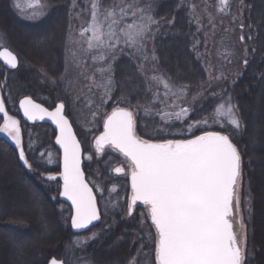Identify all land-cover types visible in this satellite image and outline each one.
Returning <instances> with one entry per match:
<instances>
[{"label":"rangeland","instance_id":"rangeland-1","mask_svg":"<svg viewBox=\"0 0 264 264\" xmlns=\"http://www.w3.org/2000/svg\"><path fill=\"white\" fill-rule=\"evenodd\" d=\"M90 2V9H87ZM52 6L62 8L63 13L66 11V17L64 14L61 16L59 11L51 14ZM13 8L15 13L5 8L3 0H0V50H13L25 68H40L41 86H49L61 93V102L71 114L77 135L85 145L84 150L88 152L85 153V161L92 163L101 160L95 151V141L102 132L106 118L116 109L113 105L109 107L114 88L111 73L115 55L119 50L130 49L136 56L146 53L145 59L155 61L154 45L150 38L153 25L147 11H134L133 14L140 18L133 26L124 27L122 21L115 25L123 11H102L97 0H14ZM195 14L198 15L200 23L206 22V27L201 26L200 31L207 35L209 41L202 61L209 81L215 83L213 86L228 84V88H232L239 80L243 83V92L227 94L220 99L211 123H203L201 128H191L186 133L175 131L171 136L192 137L195 131L206 129L205 127L222 130L229 128L234 131L238 140L243 141L244 149L247 150L244 157L251 158L252 163L249 160L246 162L252 164L256 179H263L264 55L261 54L264 53V44L259 47L258 44L253 45V42L259 34L260 39L264 40V33L260 32L264 29V0H203L196 7ZM252 32L260 33L254 37ZM207 45L212 49H208ZM140 71L154 94L153 107H149V111L145 110L144 113L149 112L161 119L155 125L157 128L154 125L152 128L158 133L163 132V137H167L173 126H176V119H182L181 105L188 92L170 81H165L157 74L155 65L142 67ZM251 78L261 79V85L254 91L249 90ZM247 89L249 91L245 92ZM40 98L47 100L43 95ZM28 133L30 140L26 148L33 160L32 165L37 167H34L35 170L55 168L60 155L52 147L42 146V140L47 133L41 129L37 130V135L31 129ZM7 134L6 128L0 131L1 142H6ZM8 138L19 142L20 134L13 132ZM0 147V227H4V232L0 231V264L7 263L5 255H8L13 264H27V261L32 264H48L61 238L53 228H60L62 232L66 230L63 219L60 220L58 216L60 205L56 206L55 197L50 199L49 195L47 198L57 209L45 207L43 192L47 189L43 190L41 179L32 178L35 177V171L29 175L18 172L12 163L10 151L6 147L4 149L2 143ZM106 154L119 155L110 148L105 150ZM244 157L237 193L240 220L237 225L245 252L250 233L248 226L252 224L254 211L251 206H244L242 200ZM12 158L15 162L18 160L16 155ZM119 158L120 161L116 160L111 165L115 158L104 157L101 161L102 168L105 169L108 163L109 170H103L105 174H102L99 168L94 176L96 180L91 179L93 189L102 197L98 205L105 218L111 217L119 209L120 197L126 198L128 206L129 186L125 181L129 179L131 166L120 156ZM117 169L124 173L115 175ZM52 190L48 193L53 194ZM245 210L250 219L245 218ZM94 239L95 237H79L73 241L74 248H82ZM65 247L69 245L60 244L55 253L62 254ZM113 249L114 246L112 249H104V258L90 257L86 263H79L74 254L69 264H109L112 259L108 258L107 252ZM68 250L70 252V248ZM258 253L261 254L255 260L264 264V244H261ZM249 259V264H252L254 259L250 254Z\"/></svg>","mask_w":264,"mask_h":264},{"label":"trees","instance_id":"trees-1","mask_svg":"<svg viewBox=\"0 0 264 264\" xmlns=\"http://www.w3.org/2000/svg\"><path fill=\"white\" fill-rule=\"evenodd\" d=\"M97 1L102 11H123L121 17L119 16L116 21V26L121 23V21L124 27L133 26L140 18L133 14V12L141 10L147 11L150 23L153 25V28L150 29V38L154 45L155 61L145 59L146 53L141 56H136L130 49L119 50L115 55L111 73L114 88L111 94L109 107L113 105L116 108L130 109L134 113L136 111L138 132L143 139L164 143L168 141H186L206 133H221L230 137L232 142L238 147L242 157H244L247 150L244 149L243 141L241 142L238 140L237 135L229 128L222 130L220 128L212 129V127H205L206 129L202 128L195 131L192 137L177 138L176 136H171L175 131L186 133L188 129L201 128L203 123H211V118L214 115L220 99L224 98L227 94L232 95L233 93L243 92V83L239 80L236 81L239 83L232 88H228V84L221 87L213 86L215 83L209 81V76L202 62L205 57V46L209 41L207 40V35L200 31L202 27H206V22L200 23L198 15L195 14L196 7L203 0ZM3 2L5 8L14 12V0H3ZM91 3L92 2L88 4L89 7L87 9H90ZM52 8V11H50L51 14L59 11L61 16L64 14L66 17V11L63 13L64 10L62 8L57 6H52ZM16 18L18 20L17 16ZM73 21L74 20H71V23L75 24ZM23 25L26 24L23 23ZM263 30L261 29L260 32L262 31V33H264ZM259 33L256 32L253 36L255 37ZM262 43L264 44V40L260 39L259 34V36H256L253 45L256 44L257 46L258 44L260 47ZM207 48L212 49V47L208 45ZM261 55H264V53L262 52ZM148 65H155L157 74H160L165 81H170L175 86L182 87L188 92V95L181 105L182 119H176V126H173L167 137H163V132L158 133L152 128V125L155 127V125L159 124V121L161 122V119L154 115H150L149 112L146 114L144 113L145 110L149 111V107H153L154 97V94L146 83L144 75L142 76L140 71L142 67L147 68ZM23 66L25 65L22 63L20 68L15 72H8L0 66L4 100L11 114L15 115V113H17L18 102L24 97H32L47 108H54L58 102L63 101V99L59 97V95H61L59 91L52 90L49 86H41L40 68L36 67V69H30ZM251 80L252 78L250 81ZM260 82L261 79L257 80L254 78L250 82L249 90H256L257 86L261 85ZM249 90L247 89L245 92ZM41 95L45 96L47 100H42L40 98ZM3 125L4 123L0 119V131H4ZM33 129L36 135L38 129L47 133L45 134V139H43L46 147L51 143L53 144L52 140H54L55 133L52 129L47 126H36ZM0 143H2L4 149L6 147V149L10 151L11 160L12 163L15 164L16 170L21 174L27 175L26 169L12 158L15 155L13 148L8 143H4V141L1 142V139ZM1 148L2 147H0V149ZM261 156L262 155H258V157ZM247 160L251 162V158H243V172L245 175L243 179L242 200L244 206H251L250 208L254 211L252 224L248 226V231L250 233L248 236L247 251H249L248 256L250 254L254 259L252 264H260V262H257L255 259L258 258L256 256L261 254L258 253V250H260L261 244H264V178L260 180L256 179V174L254 170L252 171V162H246ZM102 165L103 164L100 162H94L90 165H86L85 171L89 177L94 178L93 176H95V173ZM103 170L106 171V169L101 168L102 174H105ZM42 185L44 186L43 190H48L43 192L44 195L37 187L36 188L44 197L45 207L51 210H53V208L57 209L47 198L51 195L50 199H52L53 195L56 194V184L43 180ZM50 189H53V194L48 193ZM12 200H10L11 205L13 204ZM118 200L119 209L112 214L111 217H104L102 223L98 227L84 235L85 237H95V239L90 241L89 244L87 243L88 245L85 244L82 248L78 249H75L73 244L76 236L72 234L70 229V209L61 204L59 208L62 212V217L60 218V210L58 216L60 220L63 219L66 230L62 232L60 228L57 227H54L53 230H56L61 236L59 246L61 244L63 246L69 245V247H65V251L59 255L55 253L59 250L58 246L51 257H57L66 264H69L71 256L75 254L76 260L79 261V263H86V260L90 257L104 258V249H112V246H114L113 250H108L107 252L108 258L112 259L109 264H157L155 259L157 241L148 219H146V216L141 211H138L132 219L128 220L125 199L120 197ZM59 204L60 202L57 203L56 206ZM244 215L245 218L248 219L249 216L246 210ZM3 229V226L0 227L1 232H4ZM8 229L12 230L11 228ZM69 248L70 252L68 250ZM4 257L8 260L6 264H13V261H10L11 259H9L8 255ZM44 259L46 261L47 257L45 256ZM262 261L264 263V258ZM27 264H32V262L27 261Z\"/></svg>","mask_w":264,"mask_h":264},{"label":"water","instance_id":"water-1","mask_svg":"<svg viewBox=\"0 0 264 264\" xmlns=\"http://www.w3.org/2000/svg\"><path fill=\"white\" fill-rule=\"evenodd\" d=\"M0 63L10 71L20 64L9 49L0 51ZM19 108L27 123L50 125L57 131L55 145L62 154L61 200L73 210L72 231H89L101 218L82 168V147L65 107L58 105L49 111L25 98ZM0 118L9 119L1 77ZM8 128L16 130L18 122H11ZM98 144L100 149L113 145L135 166L131 210L137 205L149 208L160 236V264H237L238 252L233 257L231 243L225 238L226 228L229 242L230 237L236 239L232 200L240 171V157L229 139L208 135L186 144H145L135 136L132 114L121 110L107 119ZM19 154L27 167L23 149ZM193 213L199 215L198 220ZM49 264L64 263L52 259Z\"/></svg>","mask_w":264,"mask_h":264},{"label":"flooded vegetation","instance_id":"flooded-vegetation-1","mask_svg":"<svg viewBox=\"0 0 264 264\" xmlns=\"http://www.w3.org/2000/svg\"><path fill=\"white\" fill-rule=\"evenodd\" d=\"M10 141H12V140H10ZM15 144H16V143H15ZM25 153H26L27 161H28V163H29V167H28L27 169H26V168H25V169H26V172L29 174V173L32 172L30 169H31V166H33V165H32L33 161H31V159H30V157L28 156V153L26 152V150H25ZM40 177L43 178L44 176L41 174ZM140 198H141V197H140ZM138 207L144 209L141 205H138ZM140 208L137 209V212L141 210ZM187 211H188V210H187ZM191 216L195 217V220H198L199 215H197L196 213L191 214ZM191 221H192V220H191ZM193 224H194V222H193ZM194 225H195V224H194ZM225 238H226V240H227L228 243H231L230 250H231L232 255H233V257H234L235 251L238 250V249H237V245H236V243H235L236 239L230 237L231 242H229V240H228V230H227L226 228H225ZM205 257H207V256H205ZM198 259L201 261L203 258L199 257V255H198ZM198 259H197V260H198ZM236 259H237V261H238V259H239V254L237 255V258H236ZM199 260H198V261H199ZM205 260H206V259H205ZM225 260H227V259H225ZM200 261H199V262H200ZM214 261H215V259H214Z\"/></svg>","mask_w":264,"mask_h":264}]
</instances>
